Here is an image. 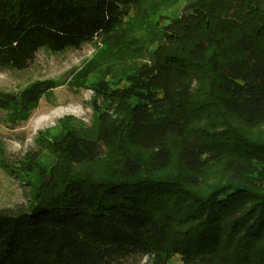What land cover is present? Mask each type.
Here are the masks:
<instances>
[{
  "label": "trees",
  "instance_id": "1",
  "mask_svg": "<svg viewBox=\"0 0 264 264\" xmlns=\"http://www.w3.org/2000/svg\"><path fill=\"white\" fill-rule=\"evenodd\" d=\"M143 1L0 0V70L101 35L71 85L115 112L48 140L27 205L0 210V264H264V0H189L141 38L121 22ZM59 84L0 108L24 121Z\"/></svg>",
  "mask_w": 264,
  "mask_h": 264
},
{
  "label": "rangeland",
  "instance_id": "2",
  "mask_svg": "<svg viewBox=\"0 0 264 264\" xmlns=\"http://www.w3.org/2000/svg\"><path fill=\"white\" fill-rule=\"evenodd\" d=\"M187 1L189 0H144L140 6L129 8L121 26L132 25L135 34L145 38L150 29H165ZM143 8L147 10L140 17ZM141 19L145 21L140 22ZM104 47L102 37L98 35L78 48L68 47L61 51L41 48L27 67L0 70V92L3 93L18 95L34 81L60 82L50 93L39 99L24 121L13 123L10 120L11 109L0 108V210L27 205L30 186L24 172L29 167V175L33 176V168L39 165L48 168L55 164L56 155L48 146V140L59 133L60 125L88 129L95 115L101 110L114 118L112 107L102 97L97 96L91 86L71 85L80 69L106 51ZM148 48L152 50L154 43L149 44ZM112 63L114 71L118 72L133 62ZM95 76V73L89 75L87 82L94 81ZM193 84L196 86V81ZM200 123L199 121L198 124ZM133 264H151V261L142 257ZM169 264L181 262L174 256Z\"/></svg>",
  "mask_w": 264,
  "mask_h": 264
}]
</instances>
